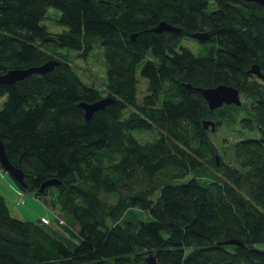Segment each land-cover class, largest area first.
Segmentation results:
<instances>
[{
    "label": "trees",
    "instance_id": "trees-1",
    "mask_svg": "<svg viewBox=\"0 0 264 264\" xmlns=\"http://www.w3.org/2000/svg\"><path fill=\"white\" fill-rule=\"evenodd\" d=\"M50 9L63 31L45 26ZM161 23L179 31L153 32ZM185 39L199 44L197 53ZM58 48L83 61L100 50L104 91L84 83ZM49 60L59 63L51 72L0 83V141L24 173L25 192L49 195L53 211L76 222L77 232L65 228L75 245L13 217L0 197V264H147L149 255L159 264H264V87L249 74L256 64L264 75V7L0 0V76ZM219 85L245 102L209 110L194 89ZM105 98L113 102L87 121L79 105ZM233 126L254 135L232 144L230 155L218 152L209 134ZM50 180L60 184L38 193ZM228 240L243 246L216 245Z\"/></svg>",
    "mask_w": 264,
    "mask_h": 264
},
{
    "label": "rangeland",
    "instance_id": "rangeland-1",
    "mask_svg": "<svg viewBox=\"0 0 264 264\" xmlns=\"http://www.w3.org/2000/svg\"><path fill=\"white\" fill-rule=\"evenodd\" d=\"M60 17V13L54 9H50L47 12L46 20L44 21L45 26L51 32H61L65 28L61 27L57 24L58 19ZM183 45L190 49L192 53H197L200 49L198 43L185 39L183 40ZM58 55H69L67 56L68 60L75 67V70L78 72L81 80L87 85H92L97 88L100 92L104 91V84L106 81L105 77V65L100 53V50L94 49L93 53L89 55L86 61L79 59L77 54L73 51H68L67 49H56ZM146 84L144 81H140L138 87L137 97L140 101L142 97L145 95ZM241 102H245V98L240 95ZM4 99L0 100V107ZM234 128L225 129L220 128L216 134H209L212 143L218 150V152L222 153L224 148L226 152L229 154V149L232 144L236 143L241 139L252 138L254 134L251 133H238V126H233ZM209 132V131H208ZM210 133V132H209ZM137 140L142 143L146 141H151L152 137L149 134L140 133L135 134ZM230 155V154H229ZM0 177L2 178V182L6 183V191L3 192V195L6 197L5 200L8 202L9 208H11V215L17 219L35 223L36 220L41 219L44 222L52 223L54 228L51 226H47L45 223H42L44 229L48 231L54 238L59 239L61 236H65V238L69 239L68 247L73 248L75 245V241L71 240L66 232L65 228L72 229L73 232L78 231V227L76 222L70 218L67 214H63L59 212V215L55 216L51 210H49V206L47 202L45 203V199L47 198L42 196L40 199L35 198L32 194L21 191L14 182L9 178V176L0 169ZM0 189H4L3 184L0 183ZM106 198V197H105ZM50 199V197H49ZM51 200V199H50ZM108 201H114V197L111 196L108 198ZM58 219L54 222L55 218ZM142 220H147L148 217L144 214H140ZM150 219V218H149ZM67 236V237H66Z\"/></svg>",
    "mask_w": 264,
    "mask_h": 264
},
{
    "label": "water",
    "instance_id": "water-1",
    "mask_svg": "<svg viewBox=\"0 0 264 264\" xmlns=\"http://www.w3.org/2000/svg\"><path fill=\"white\" fill-rule=\"evenodd\" d=\"M247 2H255L262 7H264V0H245ZM178 29H174L173 27H169L164 23H161L157 28L153 30L155 33H162L164 31H177ZM179 31V30H178ZM135 36L131 38L134 39ZM192 38L199 42H206L209 39L208 34L206 33H195L192 35ZM57 63L54 60H49L45 64L39 67L29 68L27 70H10L6 74L0 76L1 84H13L17 81H21L24 78L28 77L31 74H45L51 72ZM250 75H255L259 77L264 82V76L260 72V68L258 65L254 64L249 69ZM187 89H192L190 85H184ZM195 91L199 92L204 98L209 110L214 111L218 108H221L223 105L225 106H236L239 107L241 105V99L239 91L235 88L219 85L215 88L210 89H199L195 88ZM113 100L111 98L101 99L93 104H80L79 108L84 111V116L87 121H89L93 114L104 109L105 106L111 104ZM202 127L204 130L210 129L212 132L215 131V123L209 120L202 121ZM216 163H218V158L216 157ZM0 168L3 172H5L9 178L14 182V184L21 190L27 191L28 186L24 181V173L19 168L13 166L7 158L5 153L4 145L0 141ZM60 183L55 180H50L42 184L39 188L38 193L43 194L44 191L52 186L59 185ZM217 246L220 245H237L242 247L243 245L237 240H228L225 242L217 243ZM147 264H159L157 263L154 255H149L145 259Z\"/></svg>",
    "mask_w": 264,
    "mask_h": 264
},
{
    "label": "crops",
    "instance_id": "crops-1",
    "mask_svg": "<svg viewBox=\"0 0 264 264\" xmlns=\"http://www.w3.org/2000/svg\"><path fill=\"white\" fill-rule=\"evenodd\" d=\"M0 180H2V178L0 177ZM0 183L1 184H3V186H4V189H0V197L4 200V202L6 203V205H7V207H8V209H9V212H10V214H12L11 213V208H9V206H8V202L5 200V196L3 195V192H5L6 191V183L5 182H2V181H0ZM45 198H47V196H44ZM41 197H38L37 199H40ZM45 203L47 202V205L49 206V210H51L52 212H53V214H55V216H57V215H59V212L58 211H53V209H52V207H51V200L49 199V197H48V200H46L45 199V201H44ZM58 219V217H56L55 218V220H54V222L53 223H55V221ZM45 223L47 226H51L52 227V229L54 228L53 226V224L52 223H49L48 221L47 222H44V221H42L41 219H38V220H36V222H35V224H37V225H39L40 227H42L43 229H44V226H42L43 224L42 223ZM67 237V236H66ZM59 240H61V241H63L67 246L69 245V239H67V238H65V236L63 237V236H61L60 238H59ZM74 248V247H73Z\"/></svg>",
    "mask_w": 264,
    "mask_h": 264
},
{
    "label": "flooded vegetation",
    "instance_id": "flooded-vegetation-1",
    "mask_svg": "<svg viewBox=\"0 0 264 264\" xmlns=\"http://www.w3.org/2000/svg\"><path fill=\"white\" fill-rule=\"evenodd\" d=\"M251 76H255V75H251ZM255 77L257 78L258 81H260L263 84V87H264V82L259 77H257V76H255Z\"/></svg>",
    "mask_w": 264,
    "mask_h": 264
}]
</instances>
